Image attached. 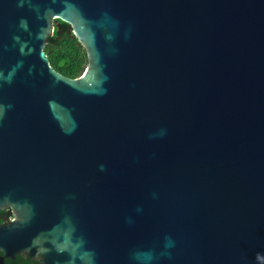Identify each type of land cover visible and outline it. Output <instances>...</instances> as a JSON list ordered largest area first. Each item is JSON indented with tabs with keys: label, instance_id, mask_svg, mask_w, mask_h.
Listing matches in <instances>:
<instances>
[{
	"label": "water",
	"instance_id": "95a60500",
	"mask_svg": "<svg viewBox=\"0 0 264 264\" xmlns=\"http://www.w3.org/2000/svg\"><path fill=\"white\" fill-rule=\"evenodd\" d=\"M6 209L0 264H264V0H0Z\"/></svg>",
	"mask_w": 264,
	"mask_h": 264
},
{
	"label": "trees",
	"instance_id": "16d2710c",
	"mask_svg": "<svg viewBox=\"0 0 264 264\" xmlns=\"http://www.w3.org/2000/svg\"><path fill=\"white\" fill-rule=\"evenodd\" d=\"M57 23L45 52L57 73L71 79L77 78L87 66L85 51L78 43L70 25L60 20ZM2 213L0 211V214Z\"/></svg>",
	"mask_w": 264,
	"mask_h": 264
},
{
	"label": "flooded vegetation",
	"instance_id": "af4514ba",
	"mask_svg": "<svg viewBox=\"0 0 264 264\" xmlns=\"http://www.w3.org/2000/svg\"><path fill=\"white\" fill-rule=\"evenodd\" d=\"M3 213L0 214V225H5L9 223L14 217L13 211L11 209H6L2 211ZM0 255H2L0 253ZM2 264H42V261L39 257H28L24 255L15 256L14 258H5Z\"/></svg>",
	"mask_w": 264,
	"mask_h": 264
}]
</instances>
